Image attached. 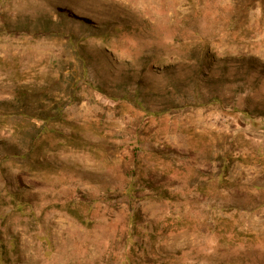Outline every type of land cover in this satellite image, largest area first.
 <instances>
[{
  "label": "rangeland",
  "instance_id": "1",
  "mask_svg": "<svg viewBox=\"0 0 264 264\" xmlns=\"http://www.w3.org/2000/svg\"><path fill=\"white\" fill-rule=\"evenodd\" d=\"M0 264H264V0H0Z\"/></svg>",
  "mask_w": 264,
  "mask_h": 264
}]
</instances>
